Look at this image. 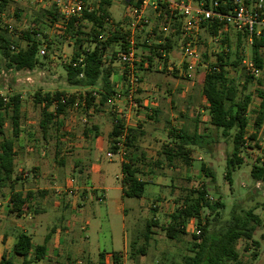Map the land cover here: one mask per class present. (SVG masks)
Segmentation results:
<instances>
[{
	"label": "rangeland",
	"instance_id": "1",
	"mask_svg": "<svg viewBox=\"0 0 264 264\" xmlns=\"http://www.w3.org/2000/svg\"><path fill=\"white\" fill-rule=\"evenodd\" d=\"M85 1L92 10L99 6V0ZM49 7L51 6L47 0H43V2L38 0H10L6 9L0 16V28L9 32V35L14 39L21 37L20 34L22 32L41 30L46 33L50 39L60 40V42L63 43H57L51 51H48L45 47L46 54L43 56L41 54L39 55V64L32 71H15L14 69H10L7 60L0 55V98L5 99V102H9L11 96L20 94L24 97L23 102L26 107L28 108L30 106L29 108L32 109L37 93L45 95L47 93L54 94L59 92L65 93L69 97L70 95L78 96L79 94L94 90L83 87H73L67 82L65 65L73 59L76 45L74 40L67 41L63 38L62 30L59 28V26H61L60 24L48 28L49 22L43 17V13L44 10ZM112 14L115 19H117L118 7L114 6L112 8ZM146 16L150 20V26L147 29L151 30L157 22L154 16V10L152 8L148 9L146 11ZM106 23L104 30L101 32L102 36L100 40L102 41H105V39L110 36L111 29L116 26L118 27V25L122 26L119 23L123 24V27L119 30H121L122 33L128 32L124 30V26H126V22L124 21H120L117 24L108 21ZM86 26L87 28L85 31L89 32L91 24L87 23ZM145 30L146 29L142 30L141 34H138V37H136L139 49V60H141L142 57H148V55L145 54L149 52L150 48L161 38L158 34L159 32L156 31L153 32L155 37L150 38L149 42L144 43L142 35L145 37L148 36ZM237 34L238 33L234 30L227 32V40L231 45L230 62H235L238 57V47L235 44ZM225 35L221 34V38L224 39ZM174 38L177 40L179 39L178 37ZM196 39V46L201 56L202 66H200L198 72L195 74L194 86H192V79L187 78L186 71L183 70V68H180L181 70H176L175 68L172 71H162L159 70L154 63V67L150 69L151 71L144 69L150 74H153L152 76H159V79L157 81H152V83L154 86H159L160 91L155 92L152 88L149 89L148 92L144 91L138 94L141 95V97L151 98L152 100L158 95L166 94L165 90L168 84L164 82V78L170 77V79L179 84V88L175 92L176 94L187 97L194 92L195 96L201 97L198 84L202 78V73L205 71L206 57L208 63H215L217 54L220 53L224 47L221 42L214 41V37H211L209 31L204 28H200ZM19 44L23 47L26 46L23 40H19ZM181 47L183 48V43H180V48ZM180 48L177 47V53L183 58L184 49ZM112 49L113 47H111V51ZM159 50L161 49H158V54L160 53ZM241 50L247 53L246 56H239L242 57L241 65H239L237 70L230 65L227 68V72L228 78L237 80L238 84L242 87L246 75H248L244 73L245 67L243 62L248 60L253 61V59L252 47L246 48V45L243 44ZM154 57L157 58L158 56ZM112 58L114 59L115 57ZM116 59V61H118V57ZM137 69L138 75L143 82L145 76L143 73L145 71L141 66H138ZM263 76L264 72H261L257 79ZM256 88V83H253L249 85L247 91L253 94L254 97L253 104L251 105L252 111L249 113L252 118L251 126L248 128L246 135L248 149L242 152V156L245 158V164L234 174L233 185L228 184V181L225 179L227 165L226 157L229 148L224 140L218 139L217 143L211 147L210 154L195 148L191 165H187L180 160H176L170 165L165 159V156L162 155L164 147L172 142L168 136L172 128L182 130L181 125H187V127L190 126L189 128L192 130L191 133L198 130L199 133L205 135L212 132L213 135L216 134L210 126L208 119L205 118L206 113L204 114L201 112L203 109L202 104H197L200 108L197 121L190 122L183 118H178L176 120H172L171 118L168 119L164 114L160 115V118L153 117L154 119L151 120L148 116L149 113H151L150 109L152 107H140L137 102L139 111H142L141 119L138 121L140 127L137 128L140 132L136 143L137 151L131 154H128V151H126L124 157L117 156L112 161L106 157V154L100 157L97 164L101 167L100 169L102 172L101 174H97L94 180L98 188L105 187L107 199L104 203L98 202V197H101L104 193L103 191H98L97 196H94L93 200L83 209L85 213L83 212L82 224L85 227V223L90 219L92 225L88 230H82L80 226L77 227V238L73 245L75 252L81 255L85 254L86 257L96 260L95 264H101L99 259L101 252H122L126 247V252L130 255V246L133 241H136V248L138 249L143 246L145 255H139L131 261L132 264H157L159 262L162 264H183L184 256L189 254L188 250L191 246L192 234L196 233L198 227L197 222L192 220V227L189 231L186 230L187 234L181 235L176 240L169 239L163 228H166L170 222V216L177 210V207L180 206V202H182L187 195H190L191 191L201 189L202 184L210 180L201 171L202 164H205L216 176L217 183L213 188L215 190L212 191L211 194L214 195L213 192L217 191L218 194L221 195L222 201L226 204V209L223 213L224 217L229 214L231 207L235 203H240L246 208L258 204L259 208L256 209L255 213L262 219L263 225L257 228L253 240L258 242L259 245L258 247H251L248 251H245L247 246L245 247L244 241H240L238 250L241 253L243 264H264V209L261 206L264 204V183L254 182L251 179L252 164L258 157V161L261 160V158L264 159V152L256 150L257 146H262L259 145L258 141L264 143V124L255 139L256 141L253 142L254 140L250 139V136H252L251 130L253 120L256 115L253 113V108H258V104L260 103L256 95ZM67 96H65V98ZM141 97L139 96L136 98V101L142 100L140 99ZM53 106L56 108V104ZM119 107L120 104L118 102L115 106H106L105 108L92 106L90 111L97 115H103L105 111L108 117L110 116L113 118L114 115L116 116L118 114ZM72 108L73 107H68L65 112H63L65 116L64 119H61V132L57 134H52L50 132L49 135L43 134L39 125L41 119L40 112H38L37 115H27L25 119L22 120L21 133L18 137H14L15 148L18 150L14 172L16 181L13 188L7 187L0 189V202H3L0 209L4 208L3 211H0V216H2L3 221L0 235H3L6 231L10 240L15 236L14 225L18 224L19 218L16 217L15 213H11L13 204L10 203V197L13 192H23L25 194L32 193V204L27 207V211L37 215L40 214L44 207L53 206L58 199L55 196L58 192L52 187H64L67 180L72 184H74V180H76L75 182L78 184L81 182L83 185L85 184L84 182L89 167L83 165L85 164L83 162H76V165L73 167L69 166V164L73 162L71 159L74 154H76L74 149L75 144H77V140H79L76 132L77 130L83 132L87 126L84 122H79L77 124L72 123L70 118L74 114H85V109L79 107H76L77 109ZM105 109H107V111ZM71 111H74V114H71ZM1 114L5 121V135L7 137H12L13 123L11 113L8 114L6 111L2 110ZM182 121L183 123H180ZM195 124H197V128L194 130ZM89 128L91 129L92 126ZM44 136H46V138ZM56 146L60 149V154L58 153L59 155L56 162L53 160L50 161V154L53 153L52 151H54V147ZM141 154H144L143 157ZM146 154L148 157H146ZM52 155L53 154H51V156ZM130 155L133 156V159L138 158L136 166L141 170L139 177L147 182L144 195L147 200L146 203L143 204L136 198H125L123 200L124 202L121 203V192L119 191V187L121 186L119 180V160L123 159L127 161ZM23 159H26V161H23ZM40 159L48 160V165H46L44 170H41V168L35 165L39 163ZM157 162H160V165L156 166L155 164ZM251 190H257L260 192V195H255L250 199L248 192ZM69 193L70 191L68 190L67 194ZM215 199H218L217 195H215ZM122 205L123 208L126 209V214L120 210ZM208 214L209 212L205 211L203 215L205 217L208 216ZM151 219L156 220L158 227L152 228L154 232V234L151 235L152 240L150 242H145L144 235L146 224ZM69 243L70 242L66 241L63 242L65 252L70 250L68 247ZM253 252H257L258 254L256 259L252 258ZM76 253L74 254L75 256ZM73 264H76V262ZM102 264H107L105 259Z\"/></svg>",
	"mask_w": 264,
	"mask_h": 264
},
{
	"label": "trees",
	"instance_id": "2",
	"mask_svg": "<svg viewBox=\"0 0 264 264\" xmlns=\"http://www.w3.org/2000/svg\"><path fill=\"white\" fill-rule=\"evenodd\" d=\"M234 0H223L220 11L223 13L232 12L234 9ZM248 4H253L257 0H245ZM10 0H0V13L6 9ZM143 0H133L132 4L138 7ZM111 5L110 0H101L98 8L92 11H85L80 18H73L70 21H64L54 7H49L44 10L43 17L49 22V27H54L60 24L62 36L65 40H74L75 49L71 62L65 65L67 72V82L73 87H83L90 90L86 94L85 104L87 108L94 106L95 95L99 96V106H105L110 97L116 92L112 88L111 71L106 67V64L113 62L118 53H114V59L106 58L108 49L119 45L121 49L126 48V34L121 32L117 26L111 29L110 36L105 41L100 40L106 26L107 19L110 17L108 7ZM163 16L160 21L166 23L171 17L167 11H163ZM181 18L174 17L172 19ZM182 19V18H181ZM87 23L91 24V29L86 32ZM180 24V22L178 23ZM174 25V26H177ZM202 28L209 31L211 37L217 36L220 30L217 24L204 23ZM177 34L171 37L179 36ZM240 35V33H238ZM21 37L12 38L9 32L0 28V55L4 57L10 69L15 71L29 70L32 71L39 64L40 50L46 47L48 51L53 50L55 45L63 44L60 40L50 39L49 36L42 32L26 31L22 32ZM246 37V34L244 35ZM227 35L222 40V45H227L229 52L225 53L224 49L217 54L215 63L207 64V72L203 85V96L208 103L210 121L209 124L216 132L210 134H201L196 130L190 133L185 130L171 129L169 138L171 144L166 145L162 151L167 162L171 165L176 160H180L187 165H191L192 154L195 148L201 149L207 154L211 153V147L217 143L218 139L224 140L229 148L226 157V174L225 179L228 184L233 185V176L245 164V158L242 152L248 149L247 130L251 126V117L248 115L249 107L253 101V94L248 93L249 85L256 83V95L260 100V106L256 111V117L253 120L255 133L250 136L255 142L256 137L264 124V76L260 79H255L250 75H246L243 86L241 87L237 80L228 78L227 68L231 65L237 70L241 65L242 57L240 47L237 48V60L230 62L231 45L228 43ZM19 40H23L26 46H20ZM62 40V39H61ZM158 41V40H157ZM156 43L150 48L151 55L148 59L153 62L154 56L161 57L158 54V49H163L169 52L171 49V39L167 37L164 41ZM264 36L254 38L252 46V59L255 67L258 70L264 69ZM207 62V57H206ZM67 96L65 93H47L45 95L37 93L35 96V104L45 105L43 109L40 128L45 135L54 123L57 115L63 114L68 107L74 106L76 96L70 95L65 103L62 98ZM56 104L55 113L49 109ZM4 108V109H3ZM11 113L13 123V136L7 137L4 131V118L1 111ZM22 98L20 94L11 96L9 102L0 98V189L14 187L16 179L15 159L17 152L15 149L14 137H18L21 133L22 122ZM11 111V112H10ZM115 117V116H114ZM115 119V118H114ZM113 119L114 129L111 134L112 142L110 144V152L118 154L119 148L116 146L117 139L120 138L125 130L124 121ZM140 132L135 129L127 130L125 136V147L128 154L137 151V139ZM261 147L257 146L256 150ZM143 157V154H141ZM257 160L252 164L251 179L254 182L264 183V161ZM125 161V160H124ZM138 158L133 159L130 155L127 161L122 163L121 185L123 196L125 198H143L146 192L147 182L139 176L141 170L136 166ZM160 165V162L155 164ZM201 171L210 180L202 184L201 189L191 191L187 195L177 210L170 216V222L163 228L166 235L171 240H176L181 235H186V227L192 219L197 222V228L200 234H192V242L189 248V254L184 256L183 264H243L237 245L240 241H244L249 246L258 244L253 240V236L258 227L263 225L262 219L255 213L259 208L258 204L251 207H244L240 203H235L231 207L229 214L224 217L226 204L222 201L221 195L218 192H213L216 186L217 179L214 172L202 164ZM215 195L218 199H215ZM255 195H260L257 190L248 192L249 198ZM212 197V198H211ZM32 198V193L27 194L24 199L20 192H13L10 198V203L13 204L11 213H15L16 217H20L24 211L27 201ZM264 209V204L261 205ZM208 211V216L204 217V212ZM158 227L157 222L151 219L146 224L145 242L152 240L151 235L154 234L152 228ZM47 253V243L34 246L30 236L24 233H19L17 240L12 248L11 254L4 253L0 264H33L45 259ZM138 255H145V249L142 247L136 248V241L130 246L129 258L134 260ZM256 255V254H254ZM104 254H100V263L104 261ZM16 259L20 260L17 262ZM85 264H94L86 262ZM116 264H120L119 258L116 257ZM162 264V263H157Z\"/></svg>",
	"mask_w": 264,
	"mask_h": 264
},
{
	"label": "crops",
	"instance_id": "3",
	"mask_svg": "<svg viewBox=\"0 0 264 264\" xmlns=\"http://www.w3.org/2000/svg\"><path fill=\"white\" fill-rule=\"evenodd\" d=\"M110 1H111V5L108 7V12H109L110 17L108 18V22H111V23L115 22L117 24L120 21H124L126 22V26H124V30L128 31L127 33L134 31L133 33H134L135 38L138 37V34H141L142 30L140 29L132 30V25H131L132 23L131 8L135 7L132 4L133 0H110ZM192 2L195 3V0L194 1L192 0ZM100 3H101V0H99V5ZM114 6L118 7L117 19H115V17L112 14V8ZM179 22L180 24H178ZM119 24L122 25V26L118 25V28L121 29V27H123V24L121 23ZM177 24H178V27L174 26ZM145 31L148 34V36L145 37L144 35H142L144 43L149 42L150 38L155 37L153 32L157 31L159 32L158 34L161 36V38L158 39L157 43H160L161 41H163V39L170 37L171 39L170 44L172 48L169 49V52H166V58L161 59L160 57H157V58L154 57L153 58L154 62L152 63L148 59H146L147 57H142V59L139 60L138 66H141L143 69L145 68L148 71H151L150 69L154 67L153 66L154 63L157 65V68L162 71H168V70L172 71L175 68L176 70H181L183 68V70L186 71L187 78L192 79L193 81L192 86H194L195 85V80H194L195 74L196 72H198L200 66H202L201 56L199 60L195 62L194 67L192 69H189L188 65L185 62L184 57L181 58V56L177 53L178 52L177 47L180 48V43H183V34H182L183 19L181 18L172 19L171 17H169L168 20H166V23L164 22L162 23L161 21L156 22L153 29L151 30L146 29ZM178 31H179L178 33L179 36H176V38L177 37L179 38L178 40L175 39L174 37H171V35L177 34ZM225 34L227 35V32L223 33V35ZM241 34L245 35L243 33H240V35L237 34V40L235 44L237 45V47H240L241 55L246 56L247 53L244 50H241V48H243V44L246 45V48L252 47L253 44H249L247 35L246 37H244ZM215 37H214V40H215ZM180 49H183V48L181 47ZM110 51H111V48L108 49L105 55L106 58L108 59H112V57H114L112 56L114 53L119 54V52L121 51V48L119 45L113 46L112 51L111 52ZM263 53H264V50H263ZM118 54H117V57H118ZM138 55H139V49H138ZM145 55H148V56L151 55L150 50ZM116 60L117 59H115L113 62L107 63L106 67L112 73L111 82H112L113 90L116 92V94L117 93L122 94L123 92H125L127 88L125 78L123 75L124 66L121 64L119 60L118 61ZM207 64H208V60L205 63V71L204 72L202 71L203 75L198 84V86L200 87L201 97L195 96L194 92L192 95H189L187 97L176 94L175 92L179 88V84L176 83L174 80L170 79V77L164 78V82L168 84L165 90L166 94L158 95L154 97L153 100L151 98L148 99V98L141 97V95H139L140 93L144 91L148 92L149 89H152V88L155 92L160 91L159 86H154V84L152 83V81H157L159 79V76L157 75L152 76L153 74H150L148 71L144 69L145 72L143 71L144 72L143 75L145 76L143 78L141 89L138 92L139 94H137L136 98L140 96L141 97L140 99H142V100L137 101L140 107H146V108L148 106L152 107L150 109L151 113H149V116H148L149 119L153 120L154 119L153 117L160 118V115L164 114L168 119L171 118L172 120L183 118L186 121H190V122H193L195 120L197 121L198 114L200 112L199 111L200 108L197 104L200 103L202 104V108H203L201 112L204 114L206 113L205 118H207L208 121H210L208 103L203 96V85H204L205 75L207 72ZM259 71L264 72V69L263 71L262 70H259ZM244 73H246V71H244ZM86 94L87 93L85 92L83 94H79L78 96H76L74 106H72L73 107L72 109H77L78 107L85 109V112H84L85 114L83 115L81 114L77 115V114H74V111L73 112L71 111V114H74L70 118L72 123L77 124L79 122H84L87 124V126L85 130H83V132H79L80 130H77L76 133L79 137V140H77L78 143L75 144V148H74L76 154H74L73 158L71 159V161L73 162L71 164L68 163L70 167H73L76 165V162L78 163L83 162L85 163L83 165H86L89 167L88 174H86V180L84 182L85 184L83 185L82 182L78 184L77 182H75L76 180H74V184H72L69 180H67L66 183L64 184V187H57V186L52 187L55 191L58 192L55 195L58 199L55 201V204L53 206H50L47 208L44 207L43 210L40 212V214H37V215L32 214L29 211H27L28 210L27 207L31 206L32 204L31 203L32 199L27 201V204L25 205L26 209L24 208L23 213L21 214L20 217H18L19 218L18 224L14 225L15 236L10 240V237L7 236L8 234L6 231L3 233V235H0V261L4 253H7L8 255L11 254L12 248L17 240L18 234L24 233L31 237L34 246L43 245L47 243V253H46L45 259L42 261L36 262L35 264H73L74 262H76V264H85L88 261L95 264L96 260H92L89 257H86L85 254L81 255L80 253H76L73 245L77 238V235H76L77 227L80 226L82 230H88L89 227L92 225V221L90 219H88V221L85 223L86 224L85 227L82 224V217H83V212H84L83 209L85 208V206L93 200L94 196H97L98 191L104 192L103 195H101V197L104 196L103 203L107 199L106 194H105L106 192L105 187L98 188L96 186L94 178L97 174H101L102 172V170L100 169L101 167L97 164L99 162L100 157L103 154H106V157H107V154L110 152V144L112 142L111 134L114 129L113 119L115 115L112 118L110 116L108 117L105 111H104V114L100 113L103 115H97L91 112L90 108H87L85 104ZM95 97L96 98L93 103L94 106L97 108L101 107L99 106V102H100L99 96L95 95ZM21 98H22L21 113H22L23 119H25L27 115H32V114L37 115V113L40 112V115H41L40 122H41L42 115H43V109H45V105L44 104L38 105L34 103L32 106L33 107L32 109L29 108L30 106L27 108L25 103L23 102L24 97L21 96ZM253 101L251 105L253 104ZM118 102L120 104V107L118 108V114H123L125 117L124 118L125 130L126 131L129 129L138 130L137 128L140 127L138 121H140L139 119H141V116H142L141 115L142 111L141 112L139 111L138 106H133L125 98L118 100V99H114V96H112L109 98L105 106H102V107L105 108L106 106H115L116 103ZM251 105L249 107V112H248L249 116H250L249 113L252 111ZM258 105L260 106V103ZM258 108L257 107L253 108L254 114H256V111ZM55 109H56L55 106H52L50 107L49 111L55 113ZM105 110L107 111V109ZM64 116H65L64 114L57 115L54 120V123L51 126H49V129L46 134L49 135V132L52 134L60 133L61 132V129H60L61 119H64ZM40 122H39V125H40ZM180 123H183V121ZM90 126H92L91 129L89 128ZM181 127H182L181 128L182 130L188 131L190 133L192 132L191 128H189L190 126L187 127V125L185 126L181 125ZM196 128H197V124H195L194 130ZM251 133L252 134L255 133L253 128L251 130ZM44 137L46 138V136ZM17 151L18 150L16 149V152ZM52 152L53 153L51 152L50 153L53 155L51 156L50 154L49 159L50 161L53 160L56 162V160L58 159V155L60 154V149L56 146L54 147V151ZM146 157H148L147 154H146ZM192 159H193V154H192ZM23 161H26V159H23ZM47 162L48 160L46 159H40L39 163L35 165L41 168V170L42 169L44 170L46 165H48ZM123 162H125L123 159L119 160L120 184H121V179L123 177V174H122V163ZM68 190L70 191L69 194H67ZM119 191L121 192V201H122L121 203H123L124 202L123 200L125 199V197L123 196L122 185L119 187ZM26 197H27V194L23 193V198L25 199ZM138 200H140V203L143 204V203H146L147 199H145V197L143 196V198H140ZM2 205H3V202H0V207ZM3 210L4 208L0 209V211H3ZM120 210L126 214V209L123 208V205L120 207ZM191 221H189L186 227V230L188 231L192 227ZM2 223H3L2 216H0V230H1ZM64 241L70 242L68 244V247L70 248V250L67 249L68 251L66 252L63 247ZM258 245L259 244H256L255 246L246 247L247 244L245 243V247H246L245 251H248L251 247H258ZM237 249H238V245H237ZM75 253H76V256L74 255ZM100 254H104L105 256L104 259L106 260V262H108L110 259H113L116 262V257L119 258L120 264H132L131 261H133L129 258V255L126 252V247L124 248L122 252H114V253L101 252ZM257 255H258L257 252H253L252 258L256 259ZM240 256H241V253H240ZM99 259H100V255H99ZM16 261L20 262V260L18 259H16Z\"/></svg>",
	"mask_w": 264,
	"mask_h": 264
},
{
	"label": "built area",
	"instance_id": "4",
	"mask_svg": "<svg viewBox=\"0 0 264 264\" xmlns=\"http://www.w3.org/2000/svg\"><path fill=\"white\" fill-rule=\"evenodd\" d=\"M38 1L43 2V0ZM47 1L66 22L73 18H80L86 10L92 11V8L85 0ZM222 2L223 0H195V3L192 0H143L140 6L131 8L132 30H144L150 26V20L146 16V11L150 8L154 10V16L156 21L158 20L157 22L160 21L165 10L171 18L172 16L181 17L183 19L184 59L189 69H192L195 62L200 58L196 46V37L204 23L217 24L219 26V35L214 40L216 42H222L221 34L231 30L246 34L249 44H253L255 37L259 39L264 36V0H257L253 4H248L245 0H234V9L229 13H223L219 10ZM133 32H126V48L118 54V60L124 66L123 75L127 88L123 94H115L114 99L121 100L125 98L130 104L137 106L136 97L141 89L142 81L138 75V45ZM159 51L162 56L161 59L166 58V51L163 49ZM224 51L225 53L229 52L227 45H224ZM40 54L42 56L46 54L45 47L41 49ZM243 64L248 75L256 79L259 77L261 71L255 67L253 61H244ZM67 97L62 98L63 103H65ZM114 118V121L116 120L115 122L117 123V120L124 121L125 117L123 114H117ZM126 135L127 131L124 130L122 136L117 139L118 143L116 146L119 148L118 154L109 152L107 154L109 160H113L117 156L124 157L126 155V147L124 145ZM258 143L260 146L262 145L258 151L264 152V143L259 141ZM261 161H264V159L261 158ZM103 201L104 196L98 198V202L103 203ZM196 233L200 234L198 228ZM106 263L116 264L113 259H110Z\"/></svg>",
	"mask_w": 264,
	"mask_h": 264
}]
</instances>
